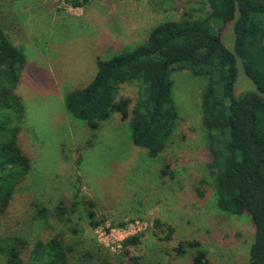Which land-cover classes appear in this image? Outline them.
Instances as JSON below:
<instances>
[{"label":"rangeland","instance_id":"374dc122","mask_svg":"<svg viewBox=\"0 0 264 264\" xmlns=\"http://www.w3.org/2000/svg\"><path fill=\"white\" fill-rule=\"evenodd\" d=\"M188 7L203 11L205 0H93L80 7L62 0H0V27L26 57L16 88L24 109L17 145L31 168L0 217L1 235L20 234L30 243L35 237L52 235L75 240L69 264H129L131 256L148 263L193 264L190 249L184 255L173 250L183 239L199 241L209 264L246 261L253 236L250 216L227 215L214 206L209 152L200 121L203 79L186 70L172 74L171 94L179 119L166 148L155 157L131 143L127 122L117 112L100 122L93 144L83 147L91 130L73 119L63 104L66 91L91 80L96 58L108 59L132 49L145 39L149 26L176 19ZM257 16L264 20V14ZM114 17L117 24L108 23L109 28L100 22ZM232 23L226 22L220 31L230 50L234 47ZM213 27L217 31L219 25ZM106 30L123 34L113 38ZM249 48V59L264 80V57L256 44ZM237 68L236 95L255 88L240 59ZM119 92L134 98L136 88L122 84ZM76 147H81L79 164L75 163ZM261 173L264 176V168ZM201 179L207 183L200 184ZM76 186L79 197L94 201L95 217L102 223L91 227L82 203L69 222L50 217L31 220L38 204L49 208L59 200L69 204ZM154 218L173 227L169 239H160L166 229L154 227ZM120 221L124 224L117 225ZM135 233L142 234L140 242L123 254L120 242Z\"/></svg>","mask_w":264,"mask_h":264},{"label":"trees","instance_id":"16d2710c","mask_svg":"<svg viewBox=\"0 0 264 264\" xmlns=\"http://www.w3.org/2000/svg\"><path fill=\"white\" fill-rule=\"evenodd\" d=\"M91 0H70L74 7ZM205 10L186 8L176 19H166L145 35V39L127 51L108 59L96 58V71L82 87L66 91L63 104L68 114L83 121L91 130L83 147L93 144L100 122L117 112L126 121L131 143L155 157L167 146L177 121L178 108L172 97V74L186 70L204 80L200 94V121L209 152L207 168L213 188L216 210L227 215L247 213L253 226L243 264H264V80L249 59L250 46L256 44L264 57V1L205 0ZM156 10V8H154ZM232 21L234 47L230 50L221 39V29ZM219 25L217 31L213 24ZM255 88L234 93L237 60ZM26 64L25 52L14 44L0 27V217L7 212L15 192L30 173L29 158L17 145L24 121L21 98L16 93L19 77ZM134 84V98L120 95L122 84ZM75 163L82 159L76 147ZM168 162L160 173L166 174ZM78 179V177H77ZM207 183L201 179L200 184ZM196 191H202L196 187ZM76 186L69 204L59 200L52 207L38 204L31 217H50L60 223L72 220L82 203L91 227L103 222L96 219L95 203L79 197ZM120 221L117 225H122ZM153 226H165L169 239L170 224L159 218ZM72 232H77L75 227ZM141 233L121 241V251L140 242ZM78 242L57 235L35 237L30 243L20 234H0V264H69ZM191 250L193 264H209L207 252L197 240H179L176 255ZM129 264H158L131 256Z\"/></svg>","mask_w":264,"mask_h":264},{"label":"crops","instance_id":"0c3cea01","mask_svg":"<svg viewBox=\"0 0 264 264\" xmlns=\"http://www.w3.org/2000/svg\"><path fill=\"white\" fill-rule=\"evenodd\" d=\"M92 1H93V0H91L90 3H92ZM109 20H110V19H109ZM100 22L103 23V25H104L105 28L108 26V23H111V24H117V20H116L115 17H114V19L110 20L109 22H103V21H100ZM155 25H156V24H155ZM155 25H153V26H155ZM153 26H151V27L149 26L148 29H146L144 35H146V34L149 32V30H150ZM108 28H109V26H108ZM103 29H104V28H103ZM106 33H109V36H110V37H113V38H119V37L123 34V33L118 34L117 32H113V30H112V31L110 30V32H109L108 30H106ZM133 33H134V32H133ZM126 34H127V33H126ZM138 38H139V37H138ZM138 38H136V39H137L136 41L139 40ZM117 43H120V42L117 41Z\"/></svg>","mask_w":264,"mask_h":264},{"label":"built area","instance_id":"2783aa9c","mask_svg":"<svg viewBox=\"0 0 264 264\" xmlns=\"http://www.w3.org/2000/svg\"><path fill=\"white\" fill-rule=\"evenodd\" d=\"M62 1H64L65 3H69L70 4V0H62ZM71 5V4H70ZM118 233V232H117ZM116 234V233H115ZM126 237H128V236H126ZM126 237H124L123 238V240L126 238ZM121 243V242H120Z\"/></svg>","mask_w":264,"mask_h":264}]
</instances>
